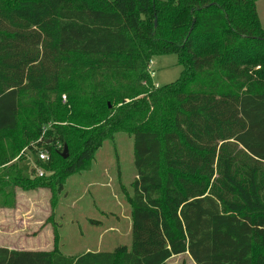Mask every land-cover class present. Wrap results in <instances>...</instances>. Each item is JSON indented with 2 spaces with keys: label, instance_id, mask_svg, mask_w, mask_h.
Returning <instances> with one entry per match:
<instances>
[{
  "label": "trees",
  "instance_id": "1",
  "mask_svg": "<svg viewBox=\"0 0 264 264\" xmlns=\"http://www.w3.org/2000/svg\"><path fill=\"white\" fill-rule=\"evenodd\" d=\"M257 1L0 0V134L14 141L0 146V197L61 189L127 129L138 176L130 246L75 257L0 249V264H166L183 254L264 264ZM166 55L183 71L156 88L150 63ZM25 147L49 153L43 177L23 178L11 163Z\"/></svg>",
  "mask_w": 264,
  "mask_h": 264
},
{
  "label": "rangeland",
  "instance_id": "2",
  "mask_svg": "<svg viewBox=\"0 0 264 264\" xmlns=\"http://www.w3.org/2000/svg\"><path fill=\"white\" fill-rule=\"evenodd\" d=\"M257 13L264 29V0L257 1ZM182 71L176 55L155 57L150 63L156 88L176 82ZM6 136L0 134V146L5 150L14 142ZM27 149H23L21 159L17 157L11 163H17L23 178L33 180L36 154ZM51 175L47 172L48 177ZM137 178L133 136L128 129L118 131L103 141L85 167L64 177L61 189L53 182L52 188L18 186L9 198L6 194L0 197V245L18 244L50 251L56 248L68 257L130 246L129 201ZM166 264L195 263L183 254Z\"/></svg>",
  "mask_w": 264,
  "mask_h": 264
},
{
  "label": "built area",
  "instance_id": "3",
  "mask_svg": "<svg viewBox=\"0 0 264 264\" xmlns=\"http://www.w3.org/2000/svg\"><path fill=\"white\" fill-rule=\"evenodd\" d=\"M63 101L66 102V97H63ZM50 161L49 153L45 152L44 150L39 151L36 154V162L33 164V169H35L36 175L39 177H43L46 172L38 165V162L43 164L48 163Z\"/></svg>",
  "mask_w": 264,
  "mask_h": 264
},
{
  "label": "crops",
  "instance_id": "4",
  "mask_svg": "<svg viewBox=\"0 0 264 264\" xmlns=\"http://www.w3.org/2000/svg\"><path fill=\"white\" fill-rule=\"evenodd\" d=\"M0 249H5L9 251H18V252H24V251H30V252H49L50 250L48 249H42L40 247H23L18 244H10V245H0Z\"/></svg>",
  "mask_w": 264,
  "mask_h": 264
},
{
  "label": "water",
  "instance_id": "5",
  "mask_svg": "<svg viewBox=\"0 0 264 264\" xmlns=\"http://www.w3.org/2000/svg\"><path fill=\"white\" fill-rule=\"evenodd\" d=\"M68 156H69V153H68V148H67V147H65V149H64V152H63V154H62V157H63V159H67V158H68Z\"/></svg>",
  "mask_w": 264,
  "mask_h": 264
}]
</instances>
